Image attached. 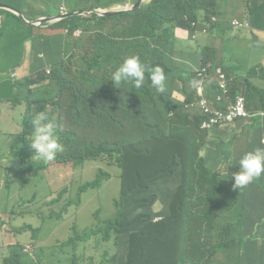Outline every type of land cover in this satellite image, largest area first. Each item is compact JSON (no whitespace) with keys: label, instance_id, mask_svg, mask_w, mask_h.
Listing matches in <instances>:
<instances>
[{"label":"trees","instance_id":"obj_1","mask_svg":"<svg viewBox=\"0 0 264 264\" xmlns=\"http://www.w3.org/2000/svg\"><path fill=\"white\" fill-rule=\"evenodd\" d=\"M136 1L93 0L85 9L113 10L126 4H134ZM186 2L187 0H151L132 12L112 17H98L95 14L70 17L59 21L53 27L55 30L66 31V53L63 58L47 65L50 66L48 74L44 67L32 69L34 60L33 63L28 61L18 72L22 75L37 76L36 81L30 76L11 80V85L17 92L24 89V102L27 103L20 106L24 108L20 134L23 143L21 168L26 171V168H30L28 160H35L32 156L33 150L28 145L32 135V117L46 111L52 119L54 113L63 110L64 119L59 118L55 123L64 151L56 155V160L76 165L87 160L98 161L101 155H105L109 161L105 166L116 167L121 171L120 197L114 201L116 212L105 223L106 231L102 235V240L114 238L116 241L114 256L121 264H264V257L254 261L251 254L237 240L229 238L236 226L232 220L237 219H232L229 213L218 217L225 212L224 208L220 206L217 213L213 208L202 216L191 211L192 206L200 200L206 171L191 167L177 140L185 134L192 122V114L171 98L176 85L172 83L159 99L153 96L154 108L143 113V109L134 107L132 96L131 101H128V95L121 85L119 88H112L113 83L108 80L110 67L115 68L120 59L125 60L135 55L144 63L150 61V65L146 64L148 68L160 65L166 74L177 77L185 86L189 81L197 83L199 79L196 74H187L180 70L174 60L166 63L161 58V52L158 49L153 50L147 42V39L162 35V44L169 56L182 58V52L177 51L174 54L176 28L187 29L189 35L196 36L209 32L204 23L210 25L211 17L216 15V0H196L193 6L186 5ZM0 3L13 7L10 0H0ZM73 11L75 10L70 12ZM161 11L169 15L162 17ZM201 11L203 19L199 20ZM79 29L82 30L83 43H87V49L82 54L83 43H74L73 53L66 58L70 44L75 42V32ZM132 36L141 43L132 46L133 42L125 39ZM195 43L203 54L201 67L205 68L209 75L204 84L205 98L215 106L223 107L215 103L218 81L212 72L218 51L206 48L197 38ZM155 55L162 61L155 60ZM71 58L77 61V67L67 64ZM169 81L168 77L166 82ZM33 86L37 87L34 89ZM102 86L110 90L109 96L114 103H103L100 100L93 104L92 100H89L100 93ZM151 92L152 90L147 88L135 93L136 97L141 98ZM49 99L51 102L47 103ZM186 101H193L191 94H186ZM158 102H164V105L161 106ZM133 107V115L136 118L128 113ZM2 116L4 114L0 115V127ZM64 121H70V129L61 127ZM90 130L92 135H88L85 141L78 140V134H88ZM95 135L100 136L102 141L98 143ZM234 137L235 140L241 141L244 138L243 132L236 129ZM41 164L47 167V162L42 161ZM13 169L14 165L7 167L5 171ZM189 170L200 174L197 182L191 180ZM6 176L4 174L0 181ZM110 177L111 175L101 172L97 183H92V186L96 188ZM228 177L226 174L220 182L217 181L216 186L223 188ZM10 182L14 181L9 179L7 185ZM176 184L178 195L166 197L165 193H176L175 188H170ZM85 188L86 185H82L80 189ZM13 190L11 188L5 193L8 205L22 201V206L27 204L23 213L36 216L42 223L47 222L49 216L35 209L34 199L24 202ZM67 193V187L61 188L45 198L40 205L48 210L54 208L55 214L59 215L56 210H66L68 204L69 210L73 203L66 199ZM157 201L163 204L159 213L153 210L158 207L155 204ZM60 207L62 209H59ZM9 210L12 211L13 207ZM158 217L160 220L155 221ZM200 228L203 230L194 239L192 253H187L185 249L190 250L192 237ZM39 229L40 227L24 224L18 233L30 231L33 237ZM91 233L99 234V231L92 229ZM213 236L216 237L214 242L211 240ZM5 247L7 252L0 259V264L43 262L40 255L35 260L34 255L26 254L18 243ZM237 248L241 250L238 254L239 261L233 257ZM219 255L223 258L219 259ZM76 263L75 259L70 260V264Z\"/></svg>","mask_w":264,"mask_h":264},{"label":"rangeland","instance_id":"obj_2","mask_svg":"<svg viewBox=\"0 0 264 264\" xmlns=\"http://www.w3.org/2000/svg\"><path fill=\"white\" fill-rule=\"evenodd\" d=\"M91 1L93 0H32L30 4L34 11V18L38 16L49 18L59 15V7H62L66 11L75 10L73 12L75 16L73 17L76 18L77 15H81L78 14L81 11H89V9L85 8ZM195 1L187 0L185 4L193 6ZM214 7H218V5L214 4ZM20 8L23 9V5H20ZM165 14L169 15V13L160 12V16L162 17ZM227 16L231 30L234 28L230 24L229 19L237 18L236 20L240 22L242 20L241 14L236 8L231 9ZM42 26H45V24ZM176 33L175 38L179 39L176 41L174 38V46L177 51L183 54L182 58H175V60L185 65L190 73L198 74L197 71L201 70L200 61L203 58V54H201L194 39H192V34L189 35L187 30H177ZM7 34V28H3L1 30L0 44V82L1 80H6L7 82L11 80L15 81L26 76L34 77V81H36L37 76H31L29 74L22 75V73L16 72V74L11 76V73L15 72V66L21 63L19 54L14 55L12 58H3L2 49L7 40ZM226 36L234 41V46L224 44ZM74 38L75 42L70 44L66 58L70 57L71 53H73L74 43H83L84 38L81 29L77 33L75 32ZM125 39L133 42L132 46L141 43L140 40H135L134 36ZM162 40V35H159L155 39H147L148 46L153 50L158 49L161 52V58L166 63H170L173 61L174 56H169L162 44ZM60 42L64 44L62 48L59 46ZM29 45L32 47V52L27 58L32 62L34 56V70L44 67L47 71L46 74H48L50 66L47 65H52L60 61L66 53V31L57 37H46L43 35V32H37L34 34V39L29 41ZM253 46V36L250 28H243L234 30L233 36H231L230 32L221 35L218 52L220 54L223 51L231 52L240 59L242 68H245L258 54L253 49ZM86 49L87 43L84 42L81 49L82 54ZM249 51L252 54L250 59L248 58ZM153 57L155 60L162 61L158 55ZM123 60L124 58L120 59L118 63L121 64ZM67 64H71L72 67L78 66L77 61L73 58ZM115 68L110 67L108 69L109 81ZM176 83L181 89L183 88V84L178 79ZM192 86L193 84H190V89ZM111 87L114 88L115 86L112 85ZM123 89L127 93L128 101L130 102L131 86L125 84ZM164 94V92L156 94V90H153L149 95L141 98L133 97L134 107L143 109V113H146L154 108L152 97L155 96L159 99ZM109 95H111L110 90L102 86L100 87V93L90 99H92L93 104H96L103 97ZM127 97L125 101H127ZM19 102L22 104L26 103L24 102L23 88L19 89L16 94H13L9 100V104L15 106L13 110L6 108L7 103L0 96V115L4 112H10V115L1 117L2 127H0V179L4 174L7 175L0 181V244H2L0 246V259L7 252L5 246L18 243L23 247L26 254L34 255L35 260L40 255L43 258L42 264H70V260L72 259H75L76 264H121L114 256L116 250V241L114 238L102 240V235L106 231L105 223L115 214L114 201L120 197V169L105 166L109 161L105 155H101L98 161L87 160L83 164L76 163V165L71 162H59L55 158L47 162L46 168L41 164V160L35 159L34 162L28 160L30 168H26L27 170L24 171L21 168L23 161V143L20 138L24 108L18 106ZM50 102L51 99L47 103ZM158 104L163 106L164 102H158ZM134 107L128 112L133 117H135L133 115ZM19 109L21 110L20 112ZM47 109L49 108L47 107ZM59 118L64 119L63 110L52 115V119L55 122ZM61 127L63 129H70V121L62 122ZM91 132L92 130L88 134H78V140L85 141ZM95 137H97L98 143L102 141L100 136L95 135ZM101 161L103 164H101ZM13 165L14 169L12 171H5L7 167L9 168ZM101 172L111 175V177L108 180H104L100 186L94 188L92 183H97ZM9 179H12L14 182H10L7 185ZM82 185H86L84 190L80 189ZM64 187L68 188L66 199L68 202H73L69 210V204L66 206V210H56L59 216L55 214L54 208L48 210L40 205L45 198L50 197L54 192ZM11 188L14 189L13 193L19 195L24 202L34 199L36 203L35 209L43 212L45 216H49L47 222L42 223L36 216L23 213L22 211L27 208V204L25 203L22 206V201L8 205L5 193ZM11 207H13L12 211L9 210ZM59 209H62V207ZM223 214L221 213L218 217ZM24 224L31 225L32 227H40V229L33 237L30 231L19 234L18 230ZM92 229H98L99 234H92ZM40 249L43 250L40 251ZM222 258L223 256L219 255V259Z\"/></svg>","mask_w":264,"mask_h":264},{"label":"crops","instance_id":"obj_3","mask_svg":"<svg viewBox=\"0 0 264 264\" xmlns=\"http://www.w3.org/2000/svg\"><path fill=\"white\" fill-rule=\"evenodd\" d=\"M30 1L32 0H10L13 6L11 8L16 11L19 9L23 19L16 17L17 15L9 9L0 8V44L1 30L3 28H7L8 30L7 40L2 49L3 58H12L16 54L20 55L21 64L15 66L17 67L15 74L21 66L30 61L27 58L32 52L29 41L34 39V34L43 32V35L46 37H57L61 36L64 32L63 30L53 29L58 22H48L46 24V21L38 22L43 17L38 16L34 18V11L32 10ZM216 4L218 5L216 7V15L211 17V19L214 18L216 21L213 24L212 30L209 27L207 34L196 36L197 40L204 44L206 48L218 51L220 36L228 34V32L233 36L234 30L229 28L227 14L231 9L236 8L242 18L241 29L246 27L254 28V43L256 44V48L262 51L248 65V70L254 71L252 76L246 78L247 81L244 83L241 80L237 81L238 89L240 91L243 90L246 95L247 109L252 115V119L249 122H238L234 128L214 129L208 133L200 132L197 126L191 122L185 134L177 140L191 167L206 171L204 173L205 184L201 190L200 200L192 206V213H198V216H202L204 212L213 208L216 213L220 209V206L224 208V214L229 213L232 219H237L232 220L236 226L229 238L237 240L251 254L255 261L264 257V178L253 187L243 191L233 190L231 184H225L223 188H220L216 186V183L218 180L221 181L226 174L230 176L234 172L239 160L246 152L252 151L254 148H264V0H216ZM20 5H23L24 8L21 9ZM58 11L59 15L70 13V11H66L62 7H59ZM202 14L203 11H201L199 20L203 19ZM236 19H229L232 27V22ZM34 22H38V24L34 25ZM43 24L45 26H42ZM204 25L206 26L205 23ZM176 31L177 29L174 31L175 36L177 34ZM175 39L178 41L179 38ZM224 44L233 46L234 41L226 36ZM63 45L62 42L59 43L60 48ZM197 47L201 51L198 45ZM174 52L176 53L177 50L175 49ZM215 57L217 59L225 58V53L220 54L218 52ZM175 58L173 60L178 64L179 69L189 74V69L177 62ZM32 60H34V56ZM31 67L34 68V64H31ZM177 79V77L170 75V85L172 83L176 85V88L172 90V96L175 99H186V94H189L191 81L185 86L178 79L183 84V88L181 89L176 83ZM16 93V90L11 85V81L1 80L0 96L7 103L6 108L11 110L15 108L14 105L9 104V100ZM103 103H114V100L104 99ZM21 105L22 103L18 104L19 107ZM3 114L10 115V112H4ZM236 129L243 132L244 138L241 141L235 140L234 133ZM189 175L193 182H197L200 179V174L197 171L189 170ZM170 188H175L176 193H165L166 197L178 195L177 184ZM156 205L158 207H155L154 210L157 212L162 211L163 204L159 203ZM202 230L200 228L192 237L190 250L187 251L185 249L187 253H192L191 250L194 248L195 243L194 239ZM211 240L214 242L216 237L213 236ZM240 251V248H237L236 255L233 256L237 261H239L238 254Z\"/></svg>","mask_w":264,"mask_h":264},{"label":"clouds","instance_id":"obj_4","mask_svg":"<svg viewBox=\"0 0 264 264\" xmlns=\"http://www.w3.org/2000/svg\"><path fill=\"white\" fill-rule=\"evenodd\" d=\"M150 1L151 0H142V3L140 4L139 8L149 3ZM136 3L137 2L131 5H123L122 7H125L126 10H130L134 7ZM4 6H6L11 11L14 10L13 8L7 5H4ZM17 12L20 13L19 11ZM127 12H132V11H127ZM60 16L61 15L54 17L56 18V20L52 18H49V19L42 18L38 22L46 21L45 24L48 22H52V23L59 22L61 21L59 18ZM16 17H18L19 19H23V17L21 18L19 17V15H17ZM234 21H237V20H233V22ZM38 22H34V25L38 24ZM215 22H216L215 19L212 18L211 24L210 25L206 24V27L208 29L209 27L213 28V24ZM237 22L241 24V26L235 27L233 24V28H234L233 30H239L242 28V23L239 21ZM176 29H181V28H176ZM250 30L252 32L253 43H254V36H255L254 28L253 29L250 28ZM192 36H195V37H192V39H194V42H195L196 35H192ZM253 49L257 51L258 54L262 52L261 50L256 48L255 43H254ZM222 53H225V58H221V59L216 58V64L212 66V72L215 75V79L218 81V85H217L218 95L223 96V100L221 102L215 101V103L220 104L223 107H217L212 102H209L207 100L206 101H207V105L210 107H215L221 110H225L226 105H227V98L228 100H241L243 103V113L241 117L235 120V122L232 125H222L218 123L215 120V117L212 113L206 112L201 107L188 109L185 106L186 104H189L195 101V88L200 82V77L198 76V74L203 69H205V68H202L201 65H200L201 70L197 71L198 74L189 73V74H196L197 78L199 79L197 83L191 81V84H193V86L191 87V89H189V94H191L193 101L188 102L186 101V99H182V100L177 99V98L175 99L171 94V98L175 102L181 104L182 107L187 109V111L192 114V122L197 126V129L200 132L208 133L214 129H225L229 127L234 128L238 122H242V121L249 122L252 119V115L248 112V109H247L246 95L243 92V90L240 91L238 89V84H237L238 80H241L243 83L246 82L247 81L246 78L251 77L252 74L254 73V71L248 70V65L252 61L248 63L247 67L242 68V64L238 57L233 55L231 52L224 51ZM251 56H252L251 51H249L248 58L250 59ZM146 64L150 65L151 62L148 61L147 63H144V61H142V59L139 56H135V55L126 58L125 60H123L121 64H119L117 61L118 66L112 72L110 81L117 88H119L118 86L120 85H121L120 87L123 88L125 84H129L131 86L130 96L132 97H136V93H135L136 91H140L141 89H147V88L152 91L156 90V92L158 93L165 92L167 88L170 86V81L169 83L166 82L167 78L168 77L170 78V75L171 76L173 75L166 74V72L160 65H156V66L148 68ZM16 68L17 67H15V70ZM14 74L15 72L11 73L12 76ZM205 74L207 75V78L205 82L203 83V87L206 81L209 79V75L206 73V69H205ZM165 84H166V89H165ZM104 99H112V98H110V96H106V97H103L101 101L103 102ZM89 100L91 101L92 99H89ZM31 125H32V135H31V141L28 145L30 149L33 150L32 156L36 160L49 162V161L54 160L58 153L64 151V145L60 142V137L57 134V125L53 119L49 118V114L46 111H41L37 113L36 115H34L31 119ZM263 178H264V148H254L252 151H248L243 155V157L239 160L238 165L235 167L234 172L228 177V180L225 184H231L232 189L235 191H243L245 189H249L253 187L256 183H258ZM218 182H220V180H218ZM155 204H159V202L157 201ZM158 220H160V217L155 219V221H158Z\"/></svg>","mask_w":264,"mask_h":264},{"label":"built area","instance_id":"obj_5","mask_svg":"<svg viewBox=\"0 0 264 264\" xmlns=\"http://www.w3.org/2000/svg\"><path fill=\"white\" fill-rule=\"evenodd\" d=\"M235 27H240L237 21L233 22ZM180 30L181 29H177ZM78 32V31H77ZM195 37V36H192ZM198 76L200 77V82L195 88V101L186 104L185 106L188 109H193L196 107L203 108L206 112L212 113L215 117V120L222 125H232L235 120L241 117L243 113V103L241 100H228L225 110H221L215 107H210L207 105V101L204 97V87L203 83L205 82L207 75L205 74V69L199 72ZM223 100V96L218 95L216 97V102H221Z\"/></svg>","mask_w":264,"mask_h":264},{"label":"water","instance_id":"obj_6","mask_svg":"<svg viewBox=\"0 0 264 264\" xmlns=\"http://www.w3.org/2000/svg\"><path fill=\"white\" fill-rule=\"evenodd\" d=\"M141 3H142V0H138L137 3L134 5V7L130 10H126L125 7L121 6L117 9H113V10H104L103 11L101 9H97V10L81 11L80 13H78L81 15H77V16H87V15H91L92 13H95V15H97L98 17H112L114 15L122 14V13H125L127 11H134L140 7ZM1 7L8 9L6 6H4L3 4L0 3V8ZM12 11H14L17 15H19V17L22 18V15L20 13H18L16 10H12ZM73 16H75V13L70 12L68 14L61 15L59 18H60V20H63V19L70 18ZM52 19L56 20V18H52Z\"/></svg>","mask_w":264,"mask_h":264}]
</instances>
